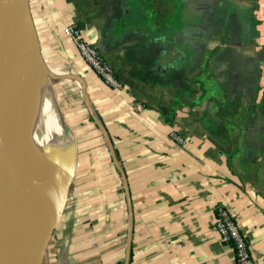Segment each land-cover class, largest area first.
I'll use <instances>...</instances> for the list:
<instances>
[{
	"label": "crops",
	"instance_id": "1",
	"mask_svg": "<svg viewBox=\"0 0 264 264\" xmlns=\"http://www.w3.org/2000/svg\"><path fill=\"white\" fill-rule=\"evenodd\" d=\"M28 2L59 99L72 112L68 124L89 145L79 152L70 203L41 264H237L214 229L219 207L240 226L255 264H264V47L256 45L257 7L253 55L235 47L234 54L224 48L210 57L188 0ZM69 26L101 49L121 89L106 86L85 63ZM39 86L30 140L44 144L35 148L33 179L61 149L56 136L45 144L54 114ZM53 180L48 170L40 183L38 223ZM65 185L63 177L54 200ZM27 193L23 203L33 207ZM7 243L1 235L0 258Z\"/></svg>",
	"mask_w": 264,
	"mask_h": 264
},
{
	"label": "bare ground",
	"instance_id": "2",
	"mask_svg": "<svg viewBox=\"0 0 264 264\" xmlns=\"http://www.w3.org/2000/svg\"><path fill=\"white\" fill-rule=\"evenodd\" d=\"M30 22V14L25 0H0V103H4V107L6 108L9 117L11 114L12 117L22 119L25 128L23 133L26 136L30 135V130L32 128L31 124L34 121H32V119L35 118V110L38 102L36 94V78L33 74L35 72L33 71L34 69H36L37 79L41 81L43 90L48 95L49 106L52 109L50 90L48 85L44 82L46 74L42 68H36L38 61L36 63L33 56V43L35 42V38L34 33L31 31ZM13 59L14 62L11 64ZM53 112H56V114H54V119L49 122L50 124H54V131L45 138V144H50L53 136H56L57 140L61 142V149L57 161L49 167L46 165L44 172L39 173L34 177L31 183L33 189L31 193H27V190L25 192L27 178L25 177L26 174L25 176L21 174V172H23L22 169L27 170L29 167V161H27L29 153L25 154L24 152L25 149H29V139L26 140L24 136L19 134L11 136L10 133L6 131L5 127L1 125L0 148L5 152H3L4 156H0V159L6 172L9 168L7 174L10 178L12 187L18 196L20 205H22L26 193L32 202H34V206L29 207L30 209L28 208V212L25 210L24 216H27L28 225L31 227L30 229L34 231L35 235L32 236L29 232L26 236L28 243H31L32 245L31 248H19L8 242L4 249V253L0 258V264H24L33 252V258L37 257L40 252L42 238L51 227L53 218L50 219L48 214L52 205L57 199H59V197H61H56L54 200L56 190L64 177V175L62 176V173L66 168L68 160L67 156L69 152L73 151V146L71 144L67 145V141L65 142V140L62 139L61 133L63 130L61 119L59 118L60 114L57 116V110ZM12 158H15L17 164L13 163L18 165L17 168L12 166V164H9V161ZM48 170L53 171L54 180L50 189L45 215L38 223L33 217V211L35 203L39 198L40 183ZM31 177L32 175L30 172L28 184ZM68 182L69 181H67V183Z\"/></svg>",
	"mask_w": 264,
	"mask_h": 264
},
{
	"label": "flooded vegetation",
	"instance_id": "3",
	"mask_svg": "<svg viewBox=\"0 0 264 264\" xmlns=\"http://www.w3.org/2000/svg\"><path fill=\"white\" fill-rule=\"evenodd\" d=\"M188 1L194 12L192 25L203 34L202 42L207 40L210 45V57L218 52L221 54L224 48L227 49L225 55L234 54L235 47L237 52L243 51L245 57L253 55L256 0ZM214 43H219V47L212 48ZM197 48L199 54H203V45Z\"/></svg>",
	"mask_w": 264,
	"mask_h": 264
},
{
	"label": "rangeland",
	"instance_id": "4",
	"mask_svg": "<svg viewBox=\"0 0 264 264\" xmlns=\"http://www.w3.org/2000/svg\"><path fill=\"white\" fill-rule=\"evenodd\" d=\"M27 7L29 8V14H30V19H31V22H30L31 31L34 33V38H35V40H34L35 42L33 43V47H34L33 48V53H34L33 56H34V58L36 60V63L38 61V63L36 64L37 65L36 68H38V67L42 68L44 73L46 74V79H45L44 82L48 85V88L51 91V94H52V97H53V101H54L55 110H57V112H58L57 116H59V112H60V116H61V120H62V130H63L62 133H61L62 134L61 135L62 139L65 140V142L67 141V143H66L67 145L71 144L73 146V153L70 156L71 152H69V154L67 156L68 160H67L66 168H65V171L62 173V176L64 175V181L66 183L71 178V180L69 182L68 193L65 195V204H64V208H63V212H64L65 209L67 208V204L70 203L69 197L71 196V193H72L71 192V186H72V182H73V178H74V171H75V168L77 167V161H78L79 152L81 150H83V149H86V147H88L89 145H88V141L80 144L76 140V138L74 136V132H73L72 127L68 124V122L70 121V116H68V115H70L72 112L71 111L67 112L68 108H65L64 102L62 101V99H59L58 80L54 77V74L52 73L51 68L49 66V63H48V61L46 60V58L44 57V55L42 53L39 33H38V30L35 28L34 22L32 20L30 7H29V2H27ZM256 7H257V10L259 11V13L257 14L258 19H259V21H258L259 29L257 30L258 31L257 33H258V40L259 41H258V43H256V45H257V47H262L263 48L264 47V0H256ZM193 13H194L193 10H191V14L192 15H193ZM13 62H14V59L11 61V64H13ZM33 71H35L33 74L35 75V78H36V94H37V100H38V104H39L40 96H41V91H40V86H39L40 80H38L37 77H36L37 76L36 69H34ZM38 77H39V75H38ZM51 106H52V109H53L52 102H51ZM3 107H4V103L1 102L0 103V128L2 126L5 127L6 131L9 132L11 136L19 134L21 136H24V138H26V140L29 139L28 140L29 149H25L24 152H25V154L30 153V158H27V161L31 162V167L30 168L28 167L27 170L26 169H22V171L25 172V173L21 172V174H23L24 176L26 174L25 177L27 178V182H28V178H29V172H31L32 177H31V179L29 181V184H28V188H29V185L31 184V182L33 180V174L32 173H33L34 156L36 155L35 154V148L39 147V145L43 146L44 143L32 142L30 140V135L31 134L29 136H26L23 133V130L25 131V128H24V122L22 121V119L17 118V117H12L11 114H10V117H9V114L6 111V108L5 107L3 108ZM35 111H37V108H36ZM53 111H54V109H53ZM53 114H55V113L53 112ZM5 116H7V117H5ZM35 116H36V113H35ZM10 118H12V119H10ZM32 121H33V119H32ZM34 121L37 122V119H35ZM34 121L32 122L31 127L35 125L36 122H34ZM83 131L87 132L88 129L85 128V129H83ZM15 132H16V134H15ZM0 135H1V132H0ZM56 141L60 142L58 140H56ZM10 148H11V146H10ZM28 150H29V152H28ZM3 152H5V151H2V149L0 148V156H2V155L4 156ZM5 154H7V153H5ZM70 158H71V161L73 162L72 163V168H71V175L69 174L70 168L68 167ZM13 162L15 164H17L15 158L14 159L12 158L9 161V164L10 165L12 164V166H15L17 168L18 165H15ZM10 165H9V167H10ZM8 171H9V168H8ZM8 171L6 173H8ZM28 188H27V191H28ZM25 206L27 207L26 204H25ZM26 209L29 211L30 208L29 209L26 208ZM0 236H1V234H0Z\"/></svg>",
	"mask_w": 264,
	"mask_h": 264
},
{
	"label": "built area",
	"instance_id": "5",
	"mask_svg": "<svg viewBox=\"0 0 264 264\" xmlns=\"http://www.w3.org/2000/svg\"><path fill=\"white\" fill-rule=\"evenodd\" d=\"M67 35L85 63L106 86L114 90L122 88L120 79L101 49L89 43L81 31L74 27L67 28ZM171 137L179 145L186 143L177 133H172ZM214 229L220 240L232 247L237 264H255L250 243L226 208L217 209Z\"/></svg>",
	"mask_w": 264,
	"mask_h": 264
},
{
	"label": "water",
	"instance_id": "6",
	"mask_svg": "<svg viewBox=\"0 0 264 264\" xmlns=\"http://www.w3.org/2000/svg\"><path fill=\"white\" fill-rule=\"evenodd\" d=\"M26 4H27V0ZM29 10V8H28ZM149 30L152 31V29ZM159 31V29H156ZM1 97V93H0ZM71 180V178H70ZM69 180V182H70ZM69 182L63 190V193L59 199L52 205L49 211V218H54L58 215L56 222L48 229L46 235L42 238V243L40 246V252L37 257L30 260L28 264H41L44 250L47 246V243L50 239L53 229L58 224L61 215L63 213V208L65 204V195L68 193ZM25 210L27 207L22 203ZM22 207L18 201V196L12 187L10 178L6 173L0 159V234L3 238L10 244L17 246L19 248H31V243H28L26 239L29 232L31 235H35L34 231L30 229L28 225V218L22 214Z\"/></svg>",
	"mask_w": 264,
	"mask_h": 264
}]
</instances>
